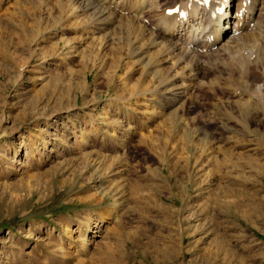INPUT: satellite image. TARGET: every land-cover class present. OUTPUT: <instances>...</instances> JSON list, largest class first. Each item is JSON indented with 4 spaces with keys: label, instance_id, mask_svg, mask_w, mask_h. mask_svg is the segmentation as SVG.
<instances>
[{
    "label": "rangeland",
    "instance_id": "1",
    "mask_svg": "<svg viewBox=\"0 0 264 264\" xmlns=\"http://www.w3.org/2000/svg\"><path fill=\"white\" fill-rule=\"evenodd\" d=\"M131 1L100 28L84 0H0V264H264V54L174 64L146 31L175 0Z\"/></svg>",
    "mask_w": 264,
    "mask_h": 264
},
{
    "label": "bare ground",
    "instance_id": "2",
    "mask_svg": "<svg viewBox=\"0 0 264 264\" xmlns=\"http://www.w3.org/2000/svg\"><path fill=\"white\" fill-rule=\"evenodd\" d=\"M125 1L126 0H84L82 9L90 10L92 14L90 21L101 28L107 22L114 21V18L117 17L115 13H119H114L109 8V5L120 7ZM135 2L133 6H135ZM130 4L129 5L132 6V3ZM135 7H137V5ZM130 8V10H132L133 7ZM139 9H141V6ZM130 10L128 9V11ZM133 11L135 12V10ZM130 18L132 24L136 22L138 26L142 28V25L136 21V18L132 16ZM149 28H151L148 29L149 32L145 30L146 28L144 29L146 33L151 35L148 43L157 45L161 51L169 55L170 58L175 57L174 64L179 61L182 63L184 58H187L190 54L197 58L196 56L199 57L210 54L211 52L220 57L227 58L228 60L231 59L235 67H241L246 62H255L260 58L261 54H264V0H175L172 6L164 8L162 14L154 19ZM106 35L108 38L114 36L112 33H107ZM137 38L138 36L135 35L132 41L129 42V53L137 58V65L141 66L145 73L149 75L155 83H157V81L163 82L164 80H160L158 76L160 75L156 67L158 63L155 65L150 58L145 56L146 54H143L141 48V46L143 47L141 44L142 42L140 43L141 45H139L140 38ZM144 43L146 44V42ZM189 57L191 58V56ZM190 66H192L191 61L190 65H187L188 70H190V72L193 71V74L197 73L195 68ZM261 85L264 86V80H261ZM173 94L183 96V94L185 95L186 93L180 88ZM83 200L91 201V204L95 202L100 205L104 199L101 201L96 198ZM113 209L109 210V214H113ZM112 217H114V215ZM129 238L131 237L127 236L124 241L125 248L123 247L124 249H122L124 258L128 260L129 257L133 258V263L135 256H137L136 253L139 254L141 258L146 255L148 256L150 252L148 249H141L135 239L131 238L130 240ZM171 253L176 254L177 252L171 251ZM205 255L210 257H205L206 259L202 264H208L211 255L213 256V254L208 252L205 253ZM170 260L171 258H169V261ZM110 261L112 262L111 259Z\"/></svg>",
    "mask_w": 264,
    "mask_h": 264
},
{
    "label": "snow or ice",
    "instance_id": "3",
    "mask_svg": "<svg viewBox=\"0 0 264 264\" xmlns=\"http://www.w3.org/2000/svg\"><path fill=\"white\" fill-rule=\"evenodd\" d=\"M174 10V9H173ZM171 11V10H170Z\"/></svg>",
    "mask_w": 264,
    "mask_h": 264
}]
</instances>
